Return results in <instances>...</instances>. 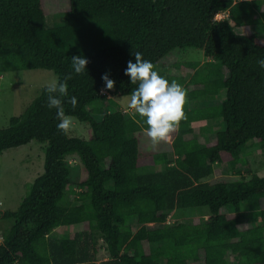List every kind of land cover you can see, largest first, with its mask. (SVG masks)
<instances>
[{"label":"trees","instance_id":"trees-1","mask_svg":"<svg viewBox=\"0 0 264 264\" xmlns=\"http://www.w3.org/2000/svg\"><path fill=\"white\" fill-rule=\"evenodd\" d=\"M258 1L247 33V16L233 11L236 0H68L52 26L42 0H0V71L42 68L60 81L72 72L65 112L91 129L90 138L59 132L46 85L0 128V151L46 143L42 172L1 232L0 264H264V175L251 172L245 154L264 148V68L257 63L264 59V0ZM184 47L202 50L205 59H168ZM134 51L169 82L183 76L188 89V119L172 134L170 150L152 153L153 169L139 157L145 120L120 110L113 97L136 87L124 74ZM73 55L89 60L83 75L71 68ZM105 73L116 81L112 97L100 93ZM216 117L222 127L208 143L200 129L212 127L191 122ZM74 154L87 174L78 182L67 159ZM224 163L236 177L212 179ZM66 195L73 196L69 205L62 203ZM202 206L207 218L164 224L176 209ZM72 225L84 227L50 236Z\"/></svg>","mask_w":264,"mask_h":264},{"label":"rangeland","instance_id":"rangeland-1","mask_svg":"<svg viewBox=\"0 0 264 264\" xmlns=\"http://www.w3.org/2000/svg\"><path fill=\"white\" fill-rule=\"evenodd\" d=\"M233 5V11L247 16V23L242 28L245 32H250V20L259 11L258 0H236ZM42 8L45 14L46 22L52 26L59 24L64 13L69 8L68 0H42ZM226 17V13H220L218 18ZM204 57L203 51L194 47L176 48L169 53L168 59L202 61ZM168 73L172 74L175 70L173 67L162 68ZM187 70L184 69L182 75H186ZM186 77V76H185ZM187 78V77H186ZM52 79H57L56 74L48 69H22L12 71H0V128L8 125L9 118L19 115L23 112L25 107L31 100L37 96L41 87L47 85ZM178 82L181 85L186 83V79L180 75ZM125 95H113L115 101L118 103V108L126 111L122 106L121 97ZM98 105V103H96ZM95 105V103H92ZM132 112V111H131ZM74 118V117H73ZM76 121V129L71 132V135H80L85 138H90L91 129L86 122ZM214 135V133H213ZM207 135L206 137H211ZM139 157L145 162H152V153L168 151L171 146L167 142H161L158 147L151 149L148 145L150 141L144 132L137 133ZM46 143L30 141L27 144L12 147L0 151V235L1 232L12 224V219L9 213L18 209L21 198L24 196L29 185L34 177L42 172L44 162V147ZM248 157L251 172L258 175H264V148L261 146H254L251 152L245 153ZM245 154L243 156H245ZM70 167V179L73 182H78L86 177V171L80 157L76 154L67 157ZM177 165H182L181 162H176ZM150 168H152L149 165ZM227 164H223L213 172L212 179L219 177H236L227 173ZM73 200L72 195H66L62 199L64 205H69ZM208 211L206 206L198 208H180L170 212L167 217L166 225L172 224L176 220H183L186 218H195ZM129 212L135 215L136 208L130 205ZM259 211L250 212L248 216L258 215ZM207 218V215H205ZM134 224V222H133ZM83 225L60 226L57 227L50 236L55 237L58 233L74 232L80 230Z\"/></svg>","mask_w":264,"mask_h":264},{"label":"clouds","instance_id":"clouds-1","mask_svg":"<svg viewBox=\"0 0 264 264\" xmlns=\"http://www.w3.org/2000/svg\"><path fill=\"white\" fill-rule=\"evenodd\" d=\"M135 62L129 60L124 74L130 78L131 85H136L129 95L121 97L122 106L126 111L138 114L146 122L145 135L150 141L148 145L155 149L161 142L170 141L172 134L177 131L182 121H187L186 105L188 103V89L176 80L168 81L157 71V66L144 59L139 51H134ZM264 68V59L257 61ZM89 60L80 55L71 57V68L75 74L83 75L87 70ZM73 79L70 72L63 81L52 79L46 85L48 93L47 107L56 109V118L59 121L57 130L64 135L73 132L77 125L71 115H67L62 98L69 97L68 81ZM104 86L100 89L101 95L112 97L116 81L110 78V73L102 75ZM68 103L75 109L78 105L76 96H71Z\"/></svg>","mask_w":264,"mask_h":264},{"label":"crops","instance_id":"crops-1","mask_svg":"<svg viewBox=\"0 0 264 264\" xmlns=\"http://www.w3.org/2000/svg\"><path fill=\"white\" fill-rule=\"evenodd\" d=\"M203 60H204V58H203ZM201 103L203 104V102H201ZM191 125H192V127H196V128H200V127L202 128L205 125H209V126L212 127L211 132L210 131L204 132V131H202L200 129V133L202 135V137H201L202 140H206L208 143L212 141L213 136H214L213 133H215L217 130H220L221 127H222L221 119L218 118V117H216V118H207V119H203V120L193 121V122H191ZM141 132H144L145 133V130H143ZM209 134L212 135V136L211 137H206ZM167 143L171 146L172 138H171L170 141H167ZM141 163L150 164V166L152 167L151 169H153V168L156 167V166L155 167L153 166V162H149V161L148 162H145L143 159H142Z\"/></svg>","mask_w":264,"mask_h":264},{"label":"built area","instance_id":"built-area-1","mask_svg":"<svg viewBox=\"0 0 264 264\" xmlns=\"http://www.w3.org/2000/svg\"><path fill=\"white\" fill-rule=\"evenodd\" d=\"M102 87H103V86H102ZM102 87H101V88H102ZM101 88H100V89H101ZM100 93H101V92H100Z\"/></svg>","mask_w":264,"mask_h":264}]
</instances>
